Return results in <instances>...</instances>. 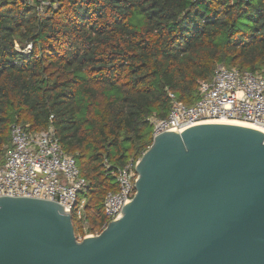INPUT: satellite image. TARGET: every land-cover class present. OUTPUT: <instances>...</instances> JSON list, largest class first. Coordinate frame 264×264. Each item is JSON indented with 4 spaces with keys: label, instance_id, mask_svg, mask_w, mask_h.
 Returning a JSON list of instances; mask_svg holds the SVG:
<instances>
[{
    "label": "trees",
    "instance_id": "obj_1",
    "mask_svg": "<svg viewBox=\"0 0 264 264\" xmlns=\"http://www.w3.org/2000/svg\"><path fill=\"white\" fill-rule=\"evenodd\" d=\"M0 0V163L11 126L53 129L87 180L77 238L107 223L116 174L152 145L150 117L191 106L217 66L264 73V0ZM17 45L20 47L18 50ZM32 45L29 54H23Z\"/></svg>",
    "mask_w": 264,
    "mask_h": 264
},
{
    "label": "water",
    "instance_id": "obj_2",
    "mask_svg": "<svg viewBox=\"0 0 264 264\" xmlns=\"http://www.w3.org/2000/svg\"><path fill=\"white\" fill-rule=\"evenodd\" d=\"M135 170L133 200L82 240L59 203L0 196V264H264L263 131H167Z\"/></svg>",
    "mask_w": 264,
    "mask_h": 264
},
{
    "label": "built area",
    "instance_id": "obj_3",
    "mask_svg": "<svg viewBox=\"0 0 264 264\" xmlns=\"http://www.w3.org/2000/svg\"><path fill=\"white\" fill-rule=\"evenodd\" d=\"M38 1L39 11L43 13L50 0ZM17 48L20 50L18 45ZM31 51L32 45H28L22 53L27 55ZM170 97L168 115L165 118L153 115L149 119L153 138L167 131L182 132L203 123L244 125L264 132L263 72L241 71L219 65L211 80L200 81L195 104L188 106L180 103L173 94ZM11 142L4 162L0 163V196L55 201L72 215L75 213L81 217L85 200L79 202V198L86 190L87 180L74 157L67 154L55 138L53 129L30 133L13 124ZM139 159L129 160L118 170L119 190L107 194L104 200L107 223L100 232L85 237L101 234L110 222L118 219L124 205L133 200L136 195L135 168Z\"/></svg>",
    "mask_w": 264,
    "mask_h": 264
}]
</instances>
